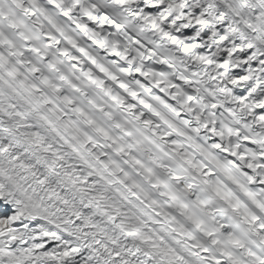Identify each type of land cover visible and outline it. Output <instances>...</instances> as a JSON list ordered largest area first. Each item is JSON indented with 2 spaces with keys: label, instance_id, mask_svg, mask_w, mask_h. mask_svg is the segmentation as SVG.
<instances>
[{
  "label": "snow or ice",
  "instance_id": "1",
  "mask_svg": "<svg viewBox=\"0 0 264 264\" xmlns=\"http://www.w3.org/2000/svg\"><path fill=\"white\" fill-rule=\"evenodd\" d=\"M0 264H264V0H0Z\"/></svg>",
  "mask_w": 264,
  "mask_h": 264
}]
</instances>
